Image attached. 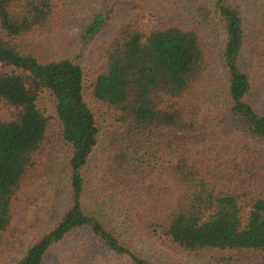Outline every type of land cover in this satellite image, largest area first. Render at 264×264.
<instances>
[{
  "label": "trees",
  "instance_id": "obj_1",
  "mask_svg": "<svg viewBox=\"0 0 264 264\" xmlns=\"http://www.w3.org/2000/svg\"><path fill=\"white\" fill-rule=\"evenodd\" d=\"M164 4L168 19L145 20ZM72 5L0 0V245L47 137L37 102L48 94L69 151L65 198L15 264H156L153 241L189 255L264 254V193L248 197L221 170L264 157V113L248 99L257 93L264 111V0L93 9L83 37L106 39L89 99L132 135L103 160L81 64L20 45L43 49Z\"/></svg>",
  "mask_w": 264,
  "mask_h": 264
},
{
  "label": "rangeland",
  "instance_id": "obj_2",
  "mask_svg": "<svg viewBox=\"0 0 264 264\" xmlns=\"http://www.w3.org/2000/svg\"><path fill=\"white\" fill-rule=\"evenodd\" d=\"M116 1L73 0L69 14L62 17L59 30L51 38V42L43 46V49L38 46H31L32 48H30V42L20 43L23 50L40 51L38 57L42 59H55L65 56L80 63L83 67L86 75L85 97L90 103L102 130L100 143L95 153L96 160H103L114 147L118 148L126 141L132 140V135L121 125L115 123L108 114H105L104 109L92 102L88 95L90 85L93 83L96 72L103 61L106 38L105 35L84 38V21L93 9L107 11L112 9ZM118 1L120 5L125 3V0ZM133 1L135 0H130V2ZM151 1L154 3L156 0ZM164 6L166 8L163 10H158V8L153 13L147 14L145 20H150L156 14L159 18L168 19L170 16L169 7L166 4ZM258 97L259 95L255 93L248 99L258 111L264 113L263 108H261V100ZM37 104L40 111L50 117L47 137L40 154L36 157L34 170L26 178L21 193L13 205L12 224L0 245V264H15L30 243L54 224L60 210H57L58 203H64L69 151L61 140L59 123L52 119L54 116L52 97L43 94L38 98ZM221 170L225 175L228 174L225 179L230 183V187L239 190L248 197L259 196L264 193V157L250 159L242 165L241 169L236 171H227L225 166ZM68 245L70 243L63 244L64 247ZM152 249L156 250L157 254L150 261L156 264L164 262L180 264H264V254L251 251L202 250L189 255L154 241ZM65 253L63 252V255ZM53 258L45 264H52Z\"/></svg>",
  "mask_w": 264,
  "mask_h": 264
}]
</instances>
